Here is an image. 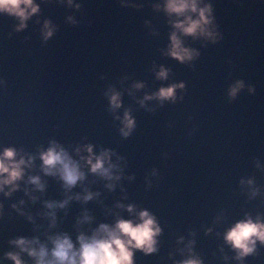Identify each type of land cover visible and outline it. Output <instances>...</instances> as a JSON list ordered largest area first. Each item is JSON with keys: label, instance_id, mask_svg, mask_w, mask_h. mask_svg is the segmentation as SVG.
<instances>
[{"label": "water", "instance_id": "95a60500", "mask_svg": "<svg viewBox=\"0 0 264 264\" xmlns=\"http://www.w3.org/2000/svg\"><path fill=\"white\" fill-rule=\"evenodd\" d=\"M36 2L39 11L22 29L16 17L0 13V148L35 155L20 187L0 192V264H14L5 253L20 251L10 243L17 237H38L51 247V234L67 232L75 241L100 222L135 215L118 201L147 208L162 228L158 250H135L134 264H177L189 246L202 264H264V244L257 241L241 261L224 239L246 213L264 219V0H203L212 6L217 38L184 36L198 55L183 62L165 53L173 26L155 7L164 0ZM45 20L53 26L47 39ZM160 65L170 70L163 80L156 76ZM238 80L243 87L232 97ZM137 81L143 87L135 88ZM180 81L175 100L144 99ZM112 90L121 93L116 109ZM125 109L135 117L128 136L118 118ZM52 140L76 159L75 149L88 143L96 153L112 150L120 166L113 171L121 172L115 187L85 165L86 178L65 189L58 175L41 168L39 151ZM29 174L40 175L42 191L27 182ZM85 189L99 195L55 208L51 225L44 201ZM85 212L92 219L79 221ZM21 258L35 259L27 252Z\"/></svg>", "mask_w": 264, "mask_h": 264}, {"label": "clouds", "instance_id": "9594fccd", "mask_svg": "<svg viewBox=\"0 0 264 264\" xmlns=\"http://www.w3.org/2000/svg\"><path fill=\"white\" fill-rule=\"evenodd\" d=\"M68 2L71 4L72 0H68ZM155 7H163L169 15V23L173 27L170 32V43L165 53L179 61H190L198 55L197 49L184 43V36L190 35L193 38L203 36L212 40L217 38L210 3H205L203 0H164L163 5L157 3ZM38 11L39 4L36 0H0V13L16 17L19 21L15 25L17 29L24 28L27 19ZM69 19L71 20L72 17ZM52 33L53 26L50 21L45 20L44 38L47 39ZM169 71L167 67L160 65L156 76L161 80L166 79ZM133 86L141 88L143 82L137 81ZM183 87V81L162 85L156 91L146 93L144 99L155 97L161 102L165 99L175 100V90ZM242 87L243 81H236L230 86L229 95L234 97ZM144 99L140 100L141 104L144 103ZM109 101L113 109L119 108L122 103L121 93L112 90ZM118 118L121 120L120 132L124 136H128L135 127V117L132 116L129 109H125L123 116H118ZM93 148L91 143L78 146L75 151L79 154V159H76L63 145L52 140L46 149L39 151L42 171L46 174L58 175L63 181V187L70 189L78 181L86 178L84 170L86 165L89 172L105 178L108 181L106 187L112 189L115 187V181H118L121 176V172H114L113 169H118L120 166L111 160L112 150L102 149L96 153ZM34 159V154L23 153L22 149H18L14 145L0 148V192L7 196L19 188V181L25 178L26 170L32 167ZM27 182L32 183L35 188L41 191L45 188V183L39 174H29ZM247 183L252 184L253 181L249 179ZM25 191L28 192V189L26 188ZM256 191L258 189H253V195ZM96 195L99 193L85 189L83 194L75 193L74 197L67 196L60 201H44L46 207L50 209L46 213L51 217L50 224L55 225L56 223L55 208L64 207L72 198H82L87 201ZM23 202V200L20 201L21 204ZM117 205L126 208L129 213L135 212V215L128 218L118 215L114 223L111 224L100 222L90 233L78 232L75 241L67 232L51 234L48 237L51 247L47 242L40 241L38 237L20 236L10 241L17 245L20 251H8L5 256L14 261V264H27L21 258V252H27L29 256L34 257L33 264H134L135 250L140 249L146 254L157 251V238L162 228L155 214L147 208L136 211V206L132 203L124 205L118 201ZM13 207L16 205L13 204ZM29 219L32 217L29 216ZM91 219L92 217L85 212L79 221H90ZM224 239L236 250V259L242 261L243 257L256 249L257 241L264 244V219H261L260 214L253 218L246 213L245 218L237 220L225 231ZM192 243L194 241H189V245ZM188 252L190 255L177 264H202L201 258L194 254L190 246Z\"/></svg>", "mask_w": 264, "mask_h": 264}]
</instances>
